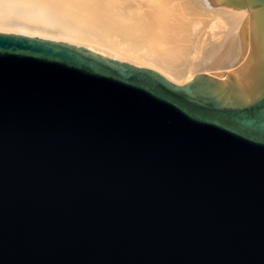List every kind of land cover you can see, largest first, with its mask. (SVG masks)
I'll list each match as a JSON object with an SVG mask.
<instances>
[{
    "label": "water",
    "instance_id": "obj_1",
    "mask_svg": "<svg viewBox=\"0 0 264 264\" xmlns=\"http://www.w3.org/2000/svg\"><path fill=\"white\" fill-rule=\"evenodd\" d=\"M215 85L0 33V264H264V76Z\"/></svg>",
    "mask_w": 264,
    "mask_h": 264
},
{
    "label": "bare ground",
    "instance_id": "obj_2",
    "mask_svg": "<svg viewBox=\"0 0 264 264\" xmlns=\"http://www.w3.org/2000/svg\"><path fill=\"white\" fill-rule=\"evenodd\" d=\"M252 0H0V33L65 43L227 98L259 93L264 7ZM13 20L44 28L11 27Z\"/></svg>",
    "mask_w": 264,
    "mask_h": 264
},
{
    "label": "rangeland",
    "instance_id": "obj_3",
    "mask_svg": "<svg viewBox=\"0 0 264 264\" xmlns=\"http://www.w3.org/2000/svg\"><path fill=\"white\" fill-rule=\"evenodd\" d=\"M8 25L11 27H22V28H25V30L27 29L28 31H31V32H35L37 30L38 31L44 30V28H42L41 26H38V25H35L32 23H28V22H19L16 20H13V21L11 20Z\"/></svg>",
    "mask_w": 264,
    "mask_h": 264
}]
</instances>
